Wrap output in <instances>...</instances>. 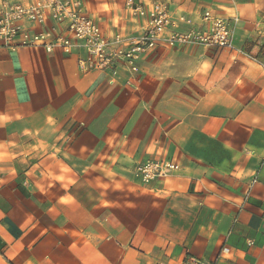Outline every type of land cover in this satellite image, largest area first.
I'll use <instances>...</instances> for the list:
<instances>
[{"label": "crops", "instance_id": "0c3cea01", "mask_svg": "<svg viewBox=\"0 0 264 264\" xmlns=\"http://www.w3.org/2000/svg\"><path fill=\"white\" fill-rule=\"evenodd\" d=\"M80 1L107 36L145 26L128 0ZM132 3L237 18L231 48L159 44L133 90L80 49L0 47V264H264V0ZM148 160L179 169L141 188Z\"/></svg>", "mask_w": 264, "mask_h": 264}, {"label": "built area", "instance_id": "2783aa9c", "mask_svg": "<svg viewBox=\"0 0 264 264\" xmlns=\"http://www.w3.org/2000/svg\"><path fill=\"white\" fill-rule=\"evenodd\" d=\"M135 17L143 19L145 26L133 37L121 33L107 36L88 16L80 0H40L33 4H4L0 10V47L41 48L51 56L54 50L70 55L75 49L83 52L78 60L80 69L104 74L109 85L120 80L119 70L127 75L124 85L136 90L137 62L159 44L167 48L201 46L227 50L231 48L232 34L237 18H220L210 10L202 12L201 25L191 27L192 20L184 16L173 17L167 7L152 3L145 7L127 1ZM50 20L61 34L49 39L44 25ZM178 25L189 27L180 30ZM33 29L27 30L25 27ZM19 38L17 44L15 39ZM179 169L175 162L148 160L136 165L132 178L141 188L171 178ZM165 264V263H159ZM181 264H215L189 256Z\"/></svg>", "mask_w": 264, "mask_h": 264}]
</instances>
